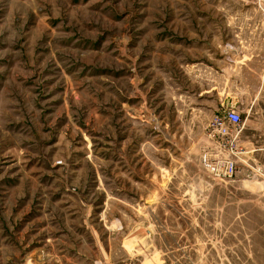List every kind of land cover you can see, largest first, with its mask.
<instances>
[{
    "label": "rangeland",
    "instance_id": "1",
    "mask_svg": "<svg viewBox=\"0 0 264 264\" xmlns=\"http://www.w3.org/2000/svg\"><path fill=\"white\" fill-rule=\"evenodd\" d=\"M240 8L0 0V264H264L202 105Z\"/></svg>",
    "mask_w": 264,
    "mask_h": 264
},
{
    "label": "crops",
    "instance_id": "2",
    "mask_svg": "<svg viewBox=\"0 0 264 264\" xmlns=\"http://www.w3.org/2000/svg\"><path fill=\"white\" fill-rule=\"evenodd\" d=\"M240 11L221 15L228 36L225 59L207 72L204 110L236 111L243 126L236 138L239 189L245 198L264 197V13L254 0H240ZM244 10V11H243ZM220 105V104H219Z\"/></svg>",
    "mask_w": 264,
    "mask_h": 264
},
{
    "label": "built area",
    "instance_id": "3",
    "mask_svg": "<svg viewBox=\"0 0 264 264\" xmlns=\"http://www.w3.org/2000/svg\"><path fill=\"white\" fill-rule=\"evenodd\" d=\"M243 126L241 116L232 109H226L214 114L212 118V129L224 137H228V146H226L229 157L224 160L225 168L223 176L230 178L236 171V160L238 150L233 146V142ZM236 158V160L234 159Z\"/></svg>",
    "mask_w": 264,
    "mask_h": 264
}]
</instances>
